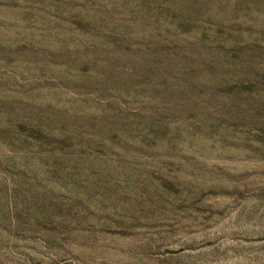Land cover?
Instances as JSON below:
<instances>
[{
  "label": "rangeland",
  "instance_id": "1",
  "mask_svg": "<svg viewBox=\"0 0 264 264\" xmlns=\"http://www.w3.org/2000/svg\"><path fill=\"white\" fill-rule=\"evenodd\" d=\"M0 264H264V0H0Z\"/></svg>",
  "mask_w": 264,
  "mask_h": 264
}]
</instances>
